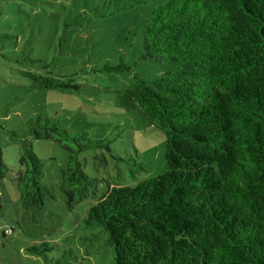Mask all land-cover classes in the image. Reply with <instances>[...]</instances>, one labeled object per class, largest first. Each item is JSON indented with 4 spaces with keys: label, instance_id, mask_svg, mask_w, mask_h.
Wrapping results in <instances>:
<instances>
[{
    "label": "trees",
    "instance_id": "trees-1",
    "mask_svg": "<svg viewBox=\"0 0 264 264\" xmlns=\"http://www.w3.org/2000/svg\"><path fill=\"white\" fill-rule=\"evenodd\" d=\"M162 1L142 28L141 59L180 66L154 78L134 77L120 92L164 135L162 174L104 192L83 171L79 154L110 151L106 142L68 132L57 119L35 117L27 126L35 139L66 152V204L95 201L84 225L101 228L110 264H264V0ZM25 75L45 89L75 87ZM18 165L21 204L41 208L52 196L26 143ZM6 174L0 148V181ZM48 250L47 243L26 249Z\"/></svg>",
    "mask_w": 264,
    "mask_h": 264
},
{
    "label": "rangeland",
    "instance_id": "rangeland-1",
    "mask_svg": "<svg viewBox=\"0 0 264 264\" xmlns=\"http://www.w3.org/2000/svg\"><path fill=\"white\" fill-rule=\"evenodd\" d=\"M162 2L0 0V148L7 168L0 181V264H53L62 257L64 264H110L101 228L84 225L95 201L68 207L61 191L66 152L51 140L35 139L27 122L57 119L68 132L106 142L110 151L79 154L83 171L98 180L100 190L134 187L162 174L164 135L120 95L134 77L154 78L180 66L141 59L142 28ZM123 63L129 71L102 70ZM25 73L75 87L45 89ZM25 143L42 164L41 183L52 196L39 209L24 207L15 187ZM41 243L49 248L42 255L26 251Z\"/></svg>",
    "mask_w": 264,
    "mask_h": 264
},
{
    "label": "built area",
    "instance_id": "built-area-1",
    "mask_svg": "<svg viewBox=\"0 0 264 264\" xmlns=\"http://www.w3.org/2000/svg\"><path fill=\"white\" fill-rule=\"evenodd\" d=\"M1 234H2V236L9 235L10 231H2Z\"/></svg>",
    "mask_w": 264,
    "mask_h": 264
}]
</instances>
